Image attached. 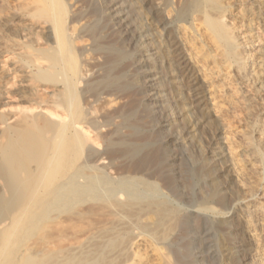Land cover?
<instances>
[{
	"label": "rangeland",
	"instance_id": "374dc122",
	"mask_svg": "<svg viewBox=\"0 0 264 264\" xmlns=\"http://www.w3.org/2000/svg\"><path fill=\"white\" fill-rule=\"evenodd\" d=\"M67 1L66 23L71 30L75 26L73 31L69 29L75 46L72 64L78 67L79 78L47 98L56 102L58 111L60 104L69 100L74 118L79 116L81 120L82 145L73 154L78 163L88 162L93 166L91 171L98 168L108 177L141 176L156 184L160 195L178 207L186 227L175 230L170 242L163 245L167 253L163 252L174 264L181 263L176 261L178 254L181 264L258 263L251 258L254 248L244 231L246 208L238 202L243 195L241 179L234 175L227 157L224 135L228 132L209 113L204 97L206 85L186 58L177 30V26L188 25L198 17L193 11L194 0ZM234 1L217 2L227 15L222 20L230 27L236 26L228 14L230 9H242L246 17L253 10L252 0ZM248 27L264 37L260 22ZM231 82L241 89L239 95L247 91L245 94L253 99L249 101V109H253L249 112L256 113L255 126L263 129V100L254 95L251 84L239 85L235 78ZM223 92L227 99L225 93L231 91ZM14 101L10 99V104ZM227 116L233 129L244 127L242 120ZM48 149V135L43 129L36 130V146L29 158L36 176L39 158ZM99 156L103 158L101 163L96 161ZM31 197L28 190L20 198L0 196V245L7 242L0 264H10V259L23 256L38 259L44 252L67 246L104 219L100 206L90 200L61 204L41 219L36 210L12 232L4 230L3 222L16 215L21 203L26 204ZM255 200L264 201L259 196ZM204 206L215 209L203 212L200 208Z\"/></svg>",
	"mask_w": 264,
	"mask_h": 264
},
{
	"label": "bare ground",
	"instance_id": "6f19581e",
	"mask_svg": "<svg viewBox=\"0 0 264 264\" xmlns=\"http://www.w3.org/2000/svg\"><path fill=\"white\" fill-rule=\"evenodd\" d=\"M66 1L0 0V196L20 198L27 190L32 193L31 199L21 203L16 215L2 226L12 232L36 210L41 219L61 204L90 200L100 206L104 219L67 246L44 252L38 259L23 256L9 263L172 264L163 245L170 242L175 230L186 227L178 207L160 195L156 184L141 176L108 177L98 168L91 171L93 166L88 162L78 163L73 154L82 145L81 120L79 116L74 118L68 98L60 104V111L49 99L52 92L68 88L73 78H79L80 71L72 64L75 46L69 33L75 26L71 30L66 23ZM217 2L194 0L193 11L198 17L188 25L177 26V30L186 58L206 85L204 97L209 113L228 132L224 135L227 157L234 175L241 179L243 195L238 202L246 208L243 224L254 248L251 258L258 261L255 264H264V201H254L257 196L264 200V128L255 126L256 113L249 112L253 110L249 109L253 99L245 94L247 91L239 95L241 89L231 82L235 78L239 85L251 84L254 95L263 100L260 108L264 115V37H258L248 27L254 22L264 26V0H252L249 17L242 13L240 4L242 11L226 10L236 22L234 27L222 20L227 15ZM224 89L231 91L225 93L227 99ZM9 98L16 102L10 104ZM227 115L242 120L244 127L233 129ZM40 129L48 135L49 149L39 158L36 176L29 158L36 146V130ZM101 158L96 161L101 163ZM171 180L168 177V182ZM211 208L204 206L200 210L215 209ZM6 244L0 245V254H4ZM186 254L183 255L188 257ZM178 256L176 261L183 263Z\"/></svg>",
	"mask_w": 264,
	"mask_h": 264
}]
</instances>
